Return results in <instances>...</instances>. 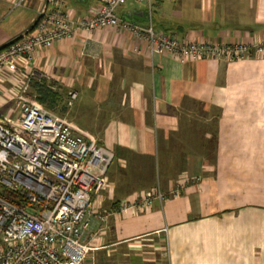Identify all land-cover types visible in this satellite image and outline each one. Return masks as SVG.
<instances>
[{
  "label": "crops",
  "instance_id": "crops-1",
  "mask_svg": "<svg viewBox=\"0 0 264 264\" xmlns=\"http://www.w3.org/2000/svg\"><path fill=\"white\" fill-rule=\"evenodd\" d=\"M14 1L0 0V47L45 6ZM98 1L65 0L75 17ZM117 13L139 23L147 16L131 1ZM151 15L155 30L181 40L264 42V0H156ZM28 65L52 106L76 92L65 116L82 129L73 119L84 106L94 125L83 130L113 153L101 199L109 217L96 239L108 235L105 245L136 253L127 264H264V54L181 62L149 54L125 30L101 29L39 48ZM154 187L164 198L148 210H116Z\"/></svg>",
  "mask_w": 264,
  "mask_h": 264
},
{
  "label": "built area",
  "instance_id": "built-area-1",
  "mask_svg": "<svg viewBox=\"0 0 264 264\" xmlns=\"http://www.w3.org/2000/svg\"><path fill=\"white\" fill-rule=\"evenodd\" d=\"M128 1L145 7L144 22L118 16V8ZM154 1L99 0L75 17L65 0H45L33 24L0 47V100L11 104L0 113V264H85L94 244L93 224L101 223L96 232H102L109 217L95 203L98 199L101 204L113 153L93 134L37 102L31 82L42 76L28 65L35 50L78 34L87 38L96 30L113 29L144 40L151 55L168 54L181 62L264 54V42L181 40L155 30ZM27 2L15 0L14 5ZM76 97L75 91L67 92L68 108ZM185 183L186 177L176 180L172 194H179ZM163 198L154 187L121 201L116 210L145 211Z\"/></svg>",
  "mask_w": 264,
  "mask_h": 264
},
{
  "label": "rangeland",
  "instance_id": "rangeland-1",
  "mask_svg": "<svg viewBox=\"0 0 264 264\" xmlns=\"http://www.w3.org/2000/svg\"><path fill=\"white\" fill-rule=\"evenodd\" d=\"M76 4L78 5V3ZM91 5H94V4H91ZM84 13H86V11ZM2 85L3 87H6L7 82H3ZM37 102L39 103V101ZM10 107H11V104L10 106H0V113H4ZM70 109L71 108H68V106H55V108L49 109V110L59 115H64V116L67 115L69 118L70 113H71ZM5 115L8 116V118H10L9 114H5ZM73 121H75L77 125L82 127V130L83 128L89 130L91 129L90 125H94L93 119L91 118L88 111L85 110L84 106L80 112L75 114ZM102 194L103 192L101 193V195ZM93 199H95L94 195H93ZM101 204L97 199V202L95 203L96 205L95 207L98 210H103V208L101 207ZM99 227H101V223L95 222L92 226V232L95 229L97 230ZM94 238H93L94 244L92 245L93 248L89 251L90 253H88L86 257L87 259L85 260V264H127L129 262L135 261L137 258L136 253H130V255L126 257L122 255V252L118 246L115 247L111 245H108V246L105 245V243H109L108 235L105 236L104 239H103V235H100V238L96 239V236Z\"/></svg>",
  "mask_w": 264,
  "mask_h": 264
},
{
  "label": "trees",
  "instance_id": "trees-1",
  "mask_svg": "<svg viewBox=\"0 0 264 264\" xmlns=\"http://www.w3.org/2000/svg\"><path fill=\"white\" fill-rule=\"evenodd\" d=\"M2 47V46H1ZM31 88L34 89L33 94H35V97L37 99V101H39V103H41L43 105V103H46L47 108L49 109H53L55 108V106H52V98H49V91L47 89V87L43 84L42 80H32L31 82ZM46 101V102H44ZM63 108V107H62Z\"/></svg>",
  "mask_w": 264,
  "mask_h": 264
},
{
  "label": "bare ground",
  "instance_id": "bare-ground-1",
  "mask_svg": "<svg viewBox=\"0 0 264 264\" xmlns=\"http://www.w3.org/2000/svg\"><path fill=\"white\" fill-rule=\"evenodd\" d=\"M261 43V42H260ZM90 253V252H89ZM87 259V258H86Z\"/></svg>",
  "mask_w": 264,
  "mask_h": 264
}]
</instances>
